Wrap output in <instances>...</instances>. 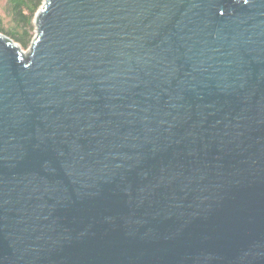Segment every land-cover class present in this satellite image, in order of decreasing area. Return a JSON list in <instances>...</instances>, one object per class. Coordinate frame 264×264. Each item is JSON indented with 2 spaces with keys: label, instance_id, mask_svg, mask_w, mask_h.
Returning <instances> with one entry per match:
<instances>
[{
  "label": "water",
  "instance_id": "1",
  "mask_svg": "<svg viewBox=\"0 0 264 264\" xmlns=\"http://www.w3.org/2000/svg\"><path fill=\"white\" fill-rule=\"evenodd\" d=\"M0 33V264H264V0H43Z\"/></svg>",
  "mask_w": 264,
  "mask_h": 264
},
{
  "label": "trees",
  "instance_id": "2",
  "mask_svg": "<svg viewBox=\"0 0 264 264\" xmlns=\"http://www.w3.org/2000/svg\"><path fill=\"white\" fill-rule=\"evenodd\" d=\"M43 0H0V33L18 43L30 46L35 35V14Z\"/></svg>",
  "mask_w": 264,
  "mask_h": 264
},
{
  "label": "rangeland",
  "instance_id": "3",
  "mask_svg": "<svg viewBox=\"0 0 264 264\" xmlns=\"http://www.w3.org/2000/svg\"><path fill=\"white\" fill-rule=\"evenodd\" d=\"M35 36V35H34ZM34 38V37H33ZM28 48V47H27ZM27 48H25V49H23V50H25V51H27Z\"/></svg>",
  "mask_w": 264,
  "mask_h": 264
}]
</instances>
